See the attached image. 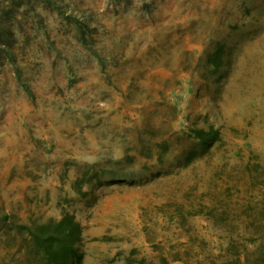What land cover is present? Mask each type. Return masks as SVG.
<instances>
[{"label": "rangeland", "instance_id": "obj_1", "mask_svg": "<svg viewBox=\"0 0 264 264\" xmlns=\"http://www.w3.org/2000/svg\"><path fill=\"white\" fill-rule=\"evenodd\" d=\"M64 213L82 264H264V0H0V264Z\"/></svg>", "mask_w": 264, "mask_h": 264}, {"label": "trees", "instance_id": "obj_2", "mask_svg": "<svg viewBox=\"0 0 264 264\" xmlns=\"http://www.w3.org/2000/svg\"><path fill=\"white\" fill-rule=\"evenodd\" d=\"M217 132L198 131L202 144L212 143ZM22 250L18 264H82L77 249L82 229L73 215L62 214L55 222L43 225L22 226Z\"/></svg>", "mask_w": 264, "mask_h": 264}]
</instances>
